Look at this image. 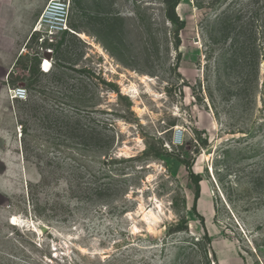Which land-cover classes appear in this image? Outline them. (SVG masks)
<instances>
[{"label": "rangeland", "instance_id": "374dc122", "mask_svg": "<svg viewBox=\"0 0 264 264\" xmlns=\"http://www.w3.org/2000/svg\"><path fill=\"white\" fill-rule=\"evenodd\" d=\"M0 1V264H264V0Z\"/></svg>", "mask_w": 264, "mask_h": 264}, {"label": "built area", "instance_id": "2783aa9c", "mask_svg": "<svg viewBox=\"0 0 264 264\" xmlns=\"http://www.w3.org/2000/svg\"><path fill=\"white\" fill-rule=\"evenodd\" d=\"M71 3L72 0H49L32 30V35L37 37L40 44H52L55 42L57 34L70 30ZM42 51L46 55L48 54L44 48ZM8 91L12 100H25L28 97V90L22 84L8 87Z\"/></svg>", "mask_w": 264, "mask_h": 264}, {"label": "crops", "instance_id": "0c3cea01", "mask_svg": "<svg viewBox=\"0 0 264 264\" xmlns=\"http://www.w3.org/2000/svg\"><path fill=\"white\" fill-rule=\"evenodd\" d=\"M10 13H11V10H10L9 4H7V6L5 7V6H2L1 1H0V19L2 18L3 20L10 22ZM12 48H13V50H10V52L7 51L8 53H5L2 61L0 58V66H2L4 69H6L7 76H10L12 73H14V68L16 65L15 51H17V45H16V41H15L14 36L12 38ZM5 56H6V58H5ZM4 86H5V84H4ZM3 90H4V93L7 94V92H8L7 85L5 86V88Z\"/></svg>", "mask_w": 264, "mask_h": 264}, {"label": "trees", "instance_id": "16d2710c", "mask_svg": "<svg viewBox=\"0 0 264 264\" xmlns=\"http://www.w3.org/2000/svg\"><path fill=\"white\" fill-rule=\"evenodd\" d=\"M146 151L147 149L145 150V152ZM197 195H199V189H198ZM14 248H15L16 253H18L19 255L9 254L10 257L9 258L6 257V261L8 262L7 264H31L29 260L30 257L28 255L29 251L27 250V247L23 241H21L19 244L17 243L14 244Z\"/></svg>", "mask_w": 264, "mask_h": 264}, {"label": "bare ground", "instance_id": "6f19581e", "mask_svg": "<svg viewBox=\"0 0 264 264\" xmlns=\"http://www.w3.org/2000/svg\"><path fill=\"white\" fill-rule=\"evenodd\" d=\"M81 36H85L83 33H80ZM87 37V36H86ZM52 68V63L49 60H46L43 65V70L45 72H49Z\"/></svg>", "mask_w": 264, "mask_h": 264}, {"label": "water", "instance_id": "95a60500", "mask_svg": "<svg viewBox=\"0 0 264 264\" xmlns=\"http://www.w3.org/2000/svg\"><path fill=\"white\" fill-rule=\"evenodd\" d=\"M47 56H49V54H47Z\"/></svg>", "mask_w": 264, "mask_h": 264}]
</instances>
